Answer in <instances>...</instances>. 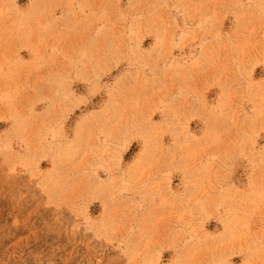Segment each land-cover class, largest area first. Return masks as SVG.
Here are the masks:
<instances>
[{"label": "rangeland", "instance_id": "374dc122", "mask_svg": "<svg viewBox=\"0 0 264 264\" xmlns=\"http://www.w3.org/2000/svg\"><path fill=\"white\" fill-rule=\"evenodd\" d=\"M0 264H264V0H0Z\"/></svg>", "mask_w": 264, "mask_h": 264}]
</instances>
